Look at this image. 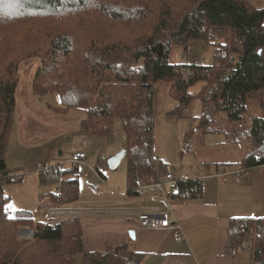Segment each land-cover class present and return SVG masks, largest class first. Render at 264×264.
Instances as JSON below:
<instances>
[{
  "label": "trees",
  "instance_id": "16d2710c",
  "mask_svg": "<svg viewBox=\"0 0 264 264\" xmlns=\"http://www.w3.org/2000/svg\"><path fill=\"white\" fill-rule=\"evenodd\" d=\"M22 3L27 13L42 11L57 18L72 12L86 16L83 13L102 6L103 12L126 19L130 27L140 24V34L134 39L129 35L105 36L98 43L93 36L86 37L80 43L76 58H71L75 53L72 37L61 33L57 25L58 31L49 39V51L42 54L45 63L42 70L46 75L47 69L49 73L58 69L53 72L55 81L48 84L45 80V93L59 94L60 109L65 111L85 108L87 116L81 126L86 132L96 136L112 135L115 120L121 119L131 194H138L141 184L153 182L165 173L154 153L153 99L157 82L171 84L172 96L181 111L193 99L192 86L201 82L207 87L217 86L208 94L205 91L202 94L200 128L207 133L222 130L221 126L210 128L215 113L224 112L227 120L239 122L247 114L248 102L261 98L264 90V9L254 7L247 0H189L186 5L177 0H136L119 10L101 5L99 0H22ZM176 8L180 11L177 10L176 25L172 27ZM191 40L214 47L212 65L170 63L172 43L177 41L187 49ZM33 46L38 47V44ZM34 52L24 49L10 58L2 67L4 78L0 79V264H76L79 254H83L81 264H141L142 254L129 251L126 245L106 252H84L79 218L40 223L36 229H31L35 234L32 240L21 239L17 234L19 227L33 225L32 213L17 210L14 217L3 218L8 211L4 207L10 200L5 195V185L12 181L5 152L17 107V70L19 63ZM53 57L59 59L60 64L52 62ZM80 64L86 69L84 74L75 68ZM245 133L244 139L250 140L252 146L241 166L245 169L263 166L264 118H253ZM77 166L68 169L50 166L39 171L40 183H62L58 194L48 195L46 203L58 207L79 198ZM202 191L199 179L179 181L172 190L170 202L199 197ZM2 200L6 201L4 205ZM248 234L253 237L254 264H264V218L233 219L231 248L242 246Z\"/></svg>",
  "mask_w": 264,
  "mask_h": 264
},
{
  "label": "rangeland",
  "instance_id": "374dc122",
  "mask_svg": "<svg viewBox=\"0 0 264 264\" xmlns=\"http://www.w3.org/2000/svg\"><path fill=\"white\" fill-rule=\"evenodd\" d=\"M134 1L136 0H107L105 2L99 0L100 3L102 2L101 5L107 4L116 7L117 10L131 5ZM187 1L189 0H177L181 5H186ZM261 7L264 9V0ZM103 8L95 6L89 13H83L86 16H79L78 13L72 12L64 18H57L42 11L27 13L23 8L22 0L20 2L0 0V79L4 78L2 67L8 63L10 58L24 49L32 52L37 50L22 60L18 66L19 78L16 81L15 91L17 107L5 152V162L12 181L5 185V195L10 200L8 199L7 207H4V210L8 211H5L3 218L6 220L14 217L17 210H26L34 217L31 227L18 228L17 234L21 239L32 240L33 238L25 236L24 230L36 229L40 223L54 222L55 220L51 221V218H56V221L79 218V216L93 212L94 207L110 206L109 202L114 200L112 196L102 191L105 189L98 183L97 178L100 175L92 172L91 168L98 166L99 158L104 160V156L110 157L125 149L126 139L121 119L115 120L112 135L96 136L86 132L81 126L87 116L85 108L74 107L65 111V109H60L62 104L59 94L45 93V80L48 84L55 81L53 72H58V69H53L51 73L47 69V75L46 71L44 73L42 70L45 67L42 54L46 55L49 51V39L58 31L57 25L60 26L61 33H68L72 37V49L75 53L71 54V58L77 57L81 48L80 43L86 37L93 36V40L100 43L102 37L105 36L129 35L130 39L139 36L140 24L130 27L126 19L114 18L103 12ZM177 10L180 11L179 8L173 10L174 15ZM175 18L176 15L171 22L172 27L176 25ZM34 44H38V47L33 46ZM178 44L177 41L172 43L170 63L201 62L202 65L214 63V47L210 44L191 40L187 49ZM53 61L60 64L59 59L53 57ZM51 67H56V65L51 64ZM75 68L79 69L80 74H84L86 70L82 64ZM37 74H40L39 79ZM214 86L212 84L207 87L203 82L192 86L190 93L193 99L190 105L181 111L178 101L172 96L171 84L166 81L157 82L153 99L154 138L156 152L165 156L162 158L164 165L167 164L173 168V164L180 161H183L185 165L192 163L195 158L187 150L194 145L195 151L201 155L203 146L199 145V142L203 140V134H207L204 140L209 149L217 143L227 142L230 147L244 148L242 144L247 140V138L244 139L247 135L245 130L248 129L252 119L264 118V92H262L261 98L257 97L250 101L252 102L250 111L248 110L244 119L239 122H230L224 112L213 115L214 120L211 121L210 128L221 126L227 134H209L203 131L198 126L203 114L202 94L204 91L208 94ZM197 129L199 131H195ZM188 132L193 135L189 136ZM249 143L252 145V142ZM169 147H172V151ZM76 152L87 154L85 163L77 166L79 198L63 206H51L46 203L47 196L58 194L57 191L62 183H40L39 171L47 168L45 163L49 167L59 165L65 169L75 166L72 163V157ZM99 171L108 176L110 184L123 185L127 177V159H124L115 171H111L106 163L99 166ZM86 172H89L94 184L85 177ZM117 191L114 189V192ZM4 203L6 201L2 200L3 205ZM53 210H59L56 217H51ZM252 239V235H246L244 244L249 245ZM76 264H81L78 255Z\"/></svg>",
  "mask_w": 264,
  "mask_h": 264
},
{
  "label": "crops",
  "instance_id": "0c3cea01",
  "mask_svg": "<svg viewBox=\"0 0 264 264\" xmlns=\"http://www.w3.org/2000/svg\"><path fill=\"white\" fill-rule=\"evenodd\" d=\"M247 1L256 8L263 6V0ZM211 133L227 134L223 129ZM206 135L203 134L199 142L203 146L202 154L198 155L192 145L187 151L195 160L186 165L183 161L174 163L173 168L162 162L165 156L156 152L154 138L158 164L165 173H174L178 181L201 180L203 191L199 197L170 203L160 194H131L127 177L123 185L114 186L102 172V179L97 177L98 183L114 200L109 202L110 206H97L93 212L79 216L84 252H106L126 245L129 251L142 254L141 264H254L252 248L248 249L253 241L247 246L243 243L236 249L231 248V222L236 218H264V165L244 168L241 179L237 180L236 173L243 169L241 161L252 146L250 140L240 149L228 146L229 142L217 143L209 149L204 140ZM169 150L172 151V147ZM107 158L104 156L103 163ZM99 161L101 158L98 164ZM148 209H159L175 227H141L139 213ZM78 256L82 262L83 254Z\"/></svg>",
  "mask_w": 264,
  "mask_h": 264
},
{
  "label": "built area",
  "instance_id": "2783aa9c",
  "mask_svg": "<svg viewBox=\"0 0 264 264\" xmlns=\"http://www.w3.org/2000/svg\"><path fill=\"white\" fill-rule=\"evenodd\" d=\"M216 87L217 86L215 85L214 88ZM86 159H87V154L85 152H77L72 157V163L73 165H81L85 163ZM99 163L102 164L103 160L101 159ZM44 165L45 167H49L47 163H45ZM91 170L96 175L98 176L100 175L97 167L91 168ZM244 172H245L244 168L239 170L236 173V179L240 180ZM84 175L85 177L89 179L90 183H94V180L90 177L89 172H86ZM99 177L101 178V176ZM178 183L179 181L176 179V176L174 175V173L167 172L163 176H161V178H157L153 182L141 184L137 191H138V194L141 196H145L149 193L160 194L162 197H164L167 201L170 202V196L172 194V190L174 187H176ZM57 212H59V210L51 211V217H56ZM54 220H56V218L55 219L51 218V221H54ZM139 221H140L141 227L146 228V229L175 227L174 222L169 220L167 216L163 215L159 209H148V210L140 212ZM24 234L26 237H29V238H34V235H35L34 231L28 230V229L24 230ZM178 240L180 241L181 238L179 237ZM251 248H252V244L248 246V249H251Z\"/></svg>",
  "mask_w": 264,
  "mask_h": 264
},
{
  "label": "water",
  "instance_id": "95a60500",
  "mask_svg": "<svg viewBox=\"0 0 264 264\" xmlns=\"http://www.w3.org/2000/svg\"><path fill=\"white\" fill-rule=\"evenodd\" d=\"M126 157H127V150L123 149L120 152L116 153L115 155L107 158L106 165L111 171H115L116 169L119 168V166L121 165L123 160L126 159ZM132 237L134 238V236Z\"/></svg>",
  "mask_w": 264,
  "mask_h": 264
}]
</instances>
